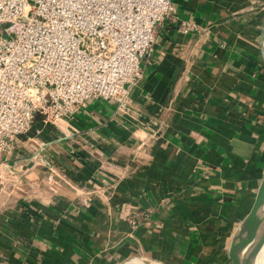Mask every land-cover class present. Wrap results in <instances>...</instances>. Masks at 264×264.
<instances>
[{
  "label": "crops",
  "instance_id": "0c3cea01",
  "mask_svg": "<svg viewBox=\"0 0 264 264\" xmlns=\"http://www.w3.org/2000/svg\"><path fill=\"white\" fill-rule=\"evenodd\" d=\"M169 2L122 100L0 153V264H231L264 168V0Z\"/></svg>",
  "mask_w": 264,
  "mask_h": 264
},
{
  "label": "built area",
  "instance_id": "2783aa9c",
  "mask_svg": "<svg viewBox=\"0 0 264 264\" xmlns=\"http://www.w3.org/2000/svg\"><path fill=\"white\" fill-rule=\"evenodd\" d=\"M173 15L169 0H0V153L34 119L57 124L89 97L122 100L156 22Z\"/></svg>",
  "mask_w": 264,
  "mask_h": 264
},
{
  "label": "water",
  "instance_id": "95a60500",
  "mask_svg": "<svg viewBox=\"0 0 264 264\" xmlns=\"http://www.w3.org/2000/svg\"><path fill=\"white\" fill-rule=\"evenodd\" d=\"M264 249V168L251 205L231 236L227 256L231 264H261Z\"/></svg>",
  "mask_w": 264,
  "mask_h": 264
},
{
  "label": "bare ground",
  "instance_id": "6f19581e",
  "mask_svg": "<svg viewBox=\"0 0 264 264\" xmlns=\"http://www.w3.org/2000/svg\"><path fill=\"white\" fill-rule=\"evenodd\" d=\"M261 264H264V249L262 251V262H261Z\"/></svg>",
  "mask_w": 264,
  "mask_h": 264
},
{
  "label": "rangeland",
  "instance_id": "374dc122",
  "mask_svg": "<svg viewBox=\"0 0 264 264\" xmlns=\"http://www.w3.org/2000/svg\"><path fill=\"white\" fill-rule=\"evenodd\" d=\"M15 35L13 34V35H11L10 37H14Z\"/></svg>",
  "mask_w": 264,
  "mask_h": 264
}]
</instances>
